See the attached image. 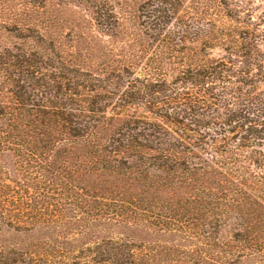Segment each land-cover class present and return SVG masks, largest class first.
Returning a JSON list of instances; mask_svg holds the SVG:
<instances>
[{"label":"rangeland","instance_id":"rangeland-1","mask_svg":"<svg viewBox=\"0 0 264 264\" xmlns=\"http://www.w3.org/2000/svg\"><path fill=\"white\" fill-rule=\"evenodd\" d=\"M210 2L0 0V128L37 125L44 109L63 105L71 115L64 116L65 141L54 144L58 153L49 154L38 174L24 177L22 157L0 153L1 184L15 191L17 208L31 212L17 230L2 228L5 249L46 255L52 242L66 264H264V161L256 165L244 151L236 178H224L218 169L190 178L180 169L160 170L157 160H143L136 171L137 156H89L118 139L135 118L163 126L152 112L165 90L160 85L142 89L146 74L169 85L184 66L201 58L200 50L207 58L224 55L222 25L231 26L230 19L217 16ZM222 2L235 14L241 5L240 11L250 8L255 19L264 15L262 0ZM163 3L172 6V18L207 13L202 21L209 37L193 41L189 29L183 42L168 37L178 31L175 18L161 30H149L143 16ZM165 39L174 42L176 52L170 54ZM257 45L263 50L264 42ZM156 57L160 62L153 66ZM173 87L197 92L186 81ZM71 94L79 97L69 102ZM82 108L95 113H80ZM225 195L237 201H216Z\"/></svg>","mask_w":264,"mask_h":264},{"label":"trees","instance_id":"trees-1","mask_svg":"<svg viewBox=\"0 0 264 264\" xmlns=\"http://www.w3.org/2000/svg\"><path fill=\"white\" fill-rule=\"evenodd\" d=\"M246 1L248 3L252 0ZM210 3L217 16L224 15V19H230L231 26L222 25L226 27V33L223 34V37H226L222 50L224 55L216 59L207 58L204 50H200L201 58H196L184 66L175 77V82L169 85L165 81L152 82L150 75L146 74L141 85L142 89L148 90V87L160 85L166 92L162 94L163 97L158 105L154 106L155 112H152L163 126H159L157 121L147 123L142 117L135 118L130 125H126L117 133L118 139L111 141L108 147L98 152L90 151L89 156L98 154L99 157H107L108 154H121L126 156V159L137 156L138 164L133 166L136 167V171L143 166V160H157L161 163L158 165L160 170L166 169L170 173H175L180 169L190 178L209 171L214 172L215 169L222 172L218 175H223L224 178L227 176L236 178L234 174L238 173L235 169L237 158L244 151H247L249 160L251 159L254 164L259 165L264 161V48L262 50L257 45L259 41L264 42V31L258 33L260 23L264 22V15L261 14L256 20L249 15L250 8H243V11H240L242 6H236L237 14H235L222 0H211ZM161 6L163 7L154 8L156 10L153 14L143 16L149 30H161L168 24H173L171 21L175 18L173 26L179 27L178 31L170 32L168 37L177 36L178 40L183 42L187 39L186 29L193 32L191 34L194 37L193 41L200 37H209L210 32L208 28L205 29L206 24L202 21L207 13L201 12L199 15L204 16L194 17L195 19L172 18L175 15L171 10L172 6L167 7L166 3ZM190 9L197 15L195 8ZM241 15H244L242 19ZM211 38L216 40L214 36ZM162 43L171 52L170 54L176 52L172 46L174 42L168 43V39H165ZM235 57L240 61L235 60ZM157 58L151 60L153 66L160 62ZM183 81L189 82L197 92L191 90L189 93H181L182 91L175 90L173 86ZM133 82L139 81L136 79ZM133 88L142 93V90L135 86ZM143 92L147 94L146 90ZM77 97L79 95L71 94L67 98L71 102ZM62 101L59 98L58 103L63 104ZM119 107L121 108L122 105L120 104ZM66 108L67 106L63 105L62 109L56 107L48 111L44 109V112L39 113L42 117L41 121L35 120L37 125L34 126L30 124L19 128L7 126L6 130L0 128V153L17 152L15 155L21 156V164L24 163L23 166L19 165L20 173H24V177L44 170L46 158L55 151L54 144L65 141L64 116L66 118L71 116ZM3 113L0 112V117ZM80 113L95 112L82 108ZM8 115L11 117L10 114ZM28 115L34 119L36 115L37 119L38 114ZM81 125L84 129L85 125ZM163 127L169 128L177 139ZM150 145L155 147L151 148ZM152 152L156 153V156H151ZM203 156L207 158L203 159ZM260 180L264 183V173L260 176ZM2 182L3 179L0 178V235L3 227L17 230L19 225L29 220L31 215L28 210L17 208L15 191L10 189L8 184H1ZM65 188L66 191L69 190L68 185H65ZM227 190L238 194L236 189ZM64 192L59 194L64 195ZM215 199L237 201L227 195ZM50 243V251L46 255L36 254L33 250L20 247L18 250H8L1 243L0 264H66L64 262L66 259L62 258L60 253L56 254V250H53L55 245ZM109 246L112 244L105 245V247Z\"/></svg>","mask_w":264,"mask_h":264}]
</instances>
